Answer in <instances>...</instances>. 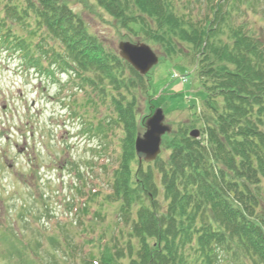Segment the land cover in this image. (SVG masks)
Returning <instances> with one entry per match:
<instances>
[{
  "label": "trees",
  "instance_id": "trees-1",
  "mask_svg": "<svg viewBox=\"0 0 264 264\" xmlns=\"http://www.w3.org/2000/svg\"><path fill=\"white\" fill-rule=\"evenodd\" d=\"M95 1L165 59L189 56L205 96L194 120L164 137L163 154L141 163L139 92L154 98L151 74L136 72L64 0H0V46L46 78L68 74L114 115L96 130L118 140V165L109 192L94 185L83 211L91 220L117 207L119 222L85 237L83 264H264V31L235 21L241 0Z\"/></svg>",
  "mask_w": 264,
  "mask_h": 264
},
{
  "label": "rangeland",
  "instance_id": "rangeland-1",
  "mask_svg": "<svg viewBox=\"0 0 264 264\" xmlns=\"http://www.w3.org/2000/svg\"><path fill=\"white\" fill-rule=\"evenodd\" d=\"M64 1L110 47L129 37L136 42L95 0ZM193 1V6L206 2ZM237 8V23L264 31V0H241ZM148 41L142 40L164 58V49ZM5 51L0 46V264H83L85 237L119 222L117 207L105 206L101 218L92 214L91 220L83 211L94 185L109 192L108 180L118 165V140L96 130L108 124L113 112L100 96L80 91L76 80L46 79L29 72L18 53ZM186 56L165 60L153 71V99L139 92L143 127L158 107L173 130L194 120L205 95L199 93L192 66L185 68ZM173 70L188 73L189 82L174 81ZM65 238L77 246L75 254L64 246Z\"/></svg>",
  "mask_w": 264,
  "mask_h": 264
},
{
  "label": "water",
  "instance_id": "water-1",
  "mask_svg": "<svg viewBox=\"0 0 264 264\" xmlns=\"http://www.w3.org/2000/svg\"><path fill=\"white\" fill-rule=\"evenodd\" d=\"M119 50L121 57L142 75L148 74L154 66L159 64V55L146 44L122 42L119 45ZM164 121V111L158 109L147 120L146 132L137 138L136 150L139 154L144 155L146 162H153L158 158L161 153L163 136L171 131ZM191 136L198 138L200 131H193Z\"/></svg>",
  "mask_w": 264,
  "mask_h": 264
}]
</instances>
